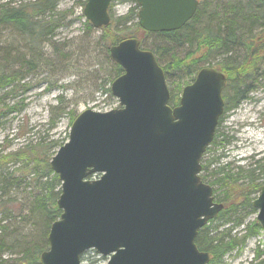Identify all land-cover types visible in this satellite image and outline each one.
I'll return each instance as SVG.
<instances>
[{
    "label": "water",
    "instance_id": "water-1",
    "mask_svg": "<svg viewBox=\"0 0 264 264\" xmlns=\"http://www.w3.org/2000/svg\"><path fill=\"white\" fill-rule=\"evenodd\" d=\"M148 32L180 29L198 0H135ZM111 0H86L93 27L110 23ZM123 72L110 83L119 107L90 108L72 120L67 140L49 161L60 182V210L48 231L40 264H82L93 249L106 264H207L200 228L222 210L201 179L200 159L224 111L226 76L201 67L170 106L163 70L136 37L108 47ZM97 174L96 178H92ZM264 234V184L252 200Z\"/></svg>",
    "mask_w": 264,
    "mask_h": 264
},
{
    "label": "rangeland",
    "instance_id": "rangeland-1",
    "mask_svg": "<svg viewBox=\"0 0 264 264\" xmlns=\"http://www.w3.org/2000/svg\"><path fill=\"white\" fill-rule=\"evenodd\" d=\"M5 1L7 0H0V3ZM31 1L34 0H11V4L16 6ZM85 2L86 0H56L54 11H46L40 16L42 22L51 21L54 26L38 43V47L15 29L13 32L8 26H0V59L6 56L8 49L14 58L24 56V62L37 56V53L40 59L35 69L29 68L26 63L22 67L20 62H15L14 66L12 64L14 71L20 69L21 85L17 87L15 94L3 96L0 101L2 154L39 140L44 143L52 139L67 140L72 118L80 111L87 108L107 111L119 106L118 99L110 92L111 81L108 78L110 60L114 61L108 52L107 57L101 49L98 29L92 26L83 13ZM205 2V6H201L202 0H199V7L203 8L195 25L199 29L214 28L217 25L218 6L228 8L243 3L241 0ZM133 6L132 0H112L108 9L111 19L116 20L127 14ZM134 11L131 21L119 25L117 29L120 34L132 33L144 46H149L153 39L149 35L143 36L141 30H136L133 24L138 17L134 15ZM261 25H252L251 29L259 30ZM247 30L249 29H245ZM192 43L193 40L185 43L178 50L179 53H185ZM35 46L38 52L31 51ZM221 58L222 56H210L202 65H215ZM259 70L258 77L245 98L236 106L226 105L221 119L219 118L216 126L219 136L201 160L205 163L208 158L215 159L209 170L200 172L205 174L207 180L213 179L210 170L226 166L232 172L239 171L243 182L247 181L243 176L255 169L253 174L259 173L256 182H263L262 171L257 168L262 165L264 169V60ZM9 88L1 89L0 96ZM8 166V171H11L21 165L9 163ZM14 174H18V170H14ZM212 190L214 200L221 201L224 188L214 184ZM30 191L26 179L17 185L0 187V264H16L24 251L40 238L39 222L32 219L28 210ZM256 195L251 193L249 197L253 200ZM256 213L257 210L252 206H239L229 215L227 224L219 226L220 220L209 222L213 232L229 229L228 233L234 240L233 247L215 264H264V234ZM44 239L47 240V235L43 234L38 242ZM107 261L108 256L91 249L85 252L81 260L82 264H106Z\"/></svg>",
    "mask_w": 264,
    "mask_h": 264
},
{
    "label": "trees",
    "instance_id": "trees-1",
    "mask_svg": "<svg viewBox=\"0 0 264 264\" xmlns=\"http://www.w3.org/2000/svg\"><path fill=\"white\" fill-rule=\"evenodd\" d=\"M132 1L134 6L127 14L119 16L116 20L111 19L110 16L109 25L98 29L100 47L107 57L109 45L116 44L127 37H135L132 33L120 34V30L117 29L119 25H125L131 21V14H133L134 10V15L138 16L139 6L135 0ZM241 1L243 3L234 7L218 6L219 10L216 11L218 23L214 28H196V22L203 9L199 7V0L193 17L178 30L148 32L139 26L138 21L133 24L136 30H141L143 36L149 35L153 39L149 46H144L143 42L139 40L140 46L143 49L151 50L161 66L169 90L170 106L178 104L182 87L193 81L197 71L203 67L202 62H205L210 56H222L221 60L215 65L208 66L218 68L226 76V85L222 93L224 108L230 104L236 106L241 99L245 98L247 92L251 90L264 60V0ZM205 3V0H202L201 6ZM55 6L56 0H34L16 6L11 4V0H7L0 3V26H8L13 32L15 29L18 34L27 37L32 45L38 47V43L45 38L46 34L51 32L54 26L51 21L42 22L40 16L46 11L52 13ZM259 24H262V28H259V30L253 31L251 29L252 25ZM129 29L131 30V28ZM245 29L249 30L245 31ZM192 40V45L186 48L185 53H179L178 50L185 43ZM36 46L32 47L31 51L38 52ZM5 54L6 56L0 59V90L7 87L10 88L0 96V101L3 96L15 94L17 87L19 88L21 85L20 69L14 71L12 64L14 66L15 62H20V67L27 65L29 68L35 69L40 61L38 53L36 54L37 56L28 59L26 62L23 60L24 56L17 58L16 56L15 58L11 56L10 49ZM110 64L108 78L112 81L123 70L111 60ZM106 91H109V89ZM18 102L19 100L14 106ZM6 108L13 109L14 107ZM218 136L215 130L213 140L203 155L211 150L210 147L216 143ZM65 141L66 139L63 141L52 139L48 143H44L39 140L34 144H25L5 154L0 152V187L3 188L7 184L17 185L22 180H27L31 188L28 210L32 219L39 222L38 233L40 238H42L43 234L48 235L51 223L60 215V210L56 203L60 193V182L57 175L51 170L49 160L56 149ZM214 162V158H208L205 163L201 162V171L209 170L210 165H213ZM9 163H18L21 166L8 171ZM257 169L262 171L263 182L261 183L255 180L256 177H259V173L253 174L255 169L250 170L249 175L243 176L244 178L246 177V182L241 180L239 171L232 172L226 166H220L213 171L210 170V175L213 176L212 180H207L205 174L200 175L204 182L212 186L219 184L225 190L221 198V202L224 205L223 209L215 218L209 220L199 229L195 238L198 249L209 252L210 259L208 264L220 262L225 253L234 245V240L231 239L232 237L228 233L229 229L225 228L224 230L213 232L209 222L220 220L219 226L225 225L230 220L229 215L239 206H252L250 194H257L260 185L264 183L262 165H259ZM14 170H18V174L15 175ZM254 224L259 226L256 222ZM40 238L38 237L37 240L39 241ZM38 241L31 244L24 251L22 258L16 264L40 263L39 254L44 248H47L48 240ZM84 254L85 252L81 254V260Z\"/></svg>",
    "mask_w": 264,
    "mask_h": 264
}]
</instances>
